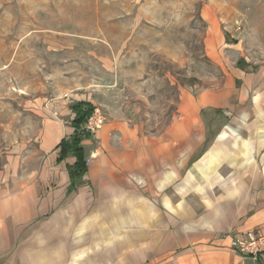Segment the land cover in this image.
Segmentation results:
<instances>
[{"label": "crops", "instance_id": "1", "mask_svg": "<svg viewBox=\"0 0 264 264\" xmlns=\"http://www.w3.org/2000/svg\"><path fill=\"white\" fill-rule=\"evenodd\" d=\"M78 103L95 105L90 82L33 103L35 133L0 153V264H264V253L230 249L233 235L264 232L258 99L248 140L225 127L215 141L229 145L213 150L200 151L199 102L182 100L162 133L107 116L95 140L80 134L85 171L72 183L75 157L59 144L76 131Z\"/></svg>", "mask_w": 264, "mask_h": 264}, {"label": "rangeland", "instance_id": "2", "mask_svg": "<svg viewBox=\"0 0 264 264\" xmlns=\"http://www.w3.org/2000/svg\"><path fill=\"white\" fill-rule=\"evenodd\" d=\"M87 82L105 117L144 133L188 100L200 151L228 146L225 127L247 141L249 98L264 109V0H0V153L35 133L33 103Z\"/></svg>", "mask_w": 264, "mask_h": 264}, {"label": "built area", "instance_id": "3", "mask_svg": "<svg viewBox=\"0 0 264 264\" xmlns=\"http://www.w3.org/2000/svg\"><path fill=\"white\" fill-rule=\"evenodd\" d=\"M106 117L102 109L94 105L91 113L79 125L76 131L91 139L96 138L97 132L103 127ZM89 162V159H86ZM230 249L242 258L258 259L264 253V232L249 230L233 235Z\"/></svg>", "mask_w": 264, "mask_h": 264}, {"label": "trees", "instance_id": "4", "mask_svg": "<svg viewBox=\"0 0 264 264\" xmlns=\"http://www.w3.org/2000/svg\"><path fill=\"white\" fill-rule=\"evenodd\" d=\"M82 106V103H78L74 105V109L77 112L79 117L75 121L76 129L79 125L85 120V118L91 113L93 106L90 105L89 108H85L84 110H80L79 108ZM81 136L75 131L73 135L69 136L67 139H64L59 144L60 148V157H64L68 154H71L75 157V163L72 167H70V178L72 183L79 181L83 172L85 171V162L83 151L80 146Z\"/></svg>", "mask_w": 264, "mask_h": 264}]
</instances>
